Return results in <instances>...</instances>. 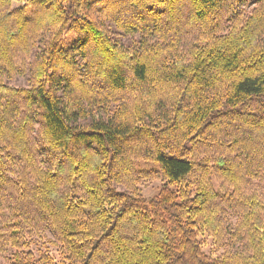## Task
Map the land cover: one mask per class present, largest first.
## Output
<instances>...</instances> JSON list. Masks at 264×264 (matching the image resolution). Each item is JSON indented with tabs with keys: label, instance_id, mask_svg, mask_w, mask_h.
Instances as JSON below:
<instances>
[{
	"label": "trees",
	"instance_id": "1",
	"mask_svg": "<svg viewBox=\"0 0 264 264\" xmlns=\"http://www.w3.org/2000/svg\"><path fill=\"white\" fill-rule=\"evenodd\" d=\"M16 1L0 0L8 264H264V0L229 24L236 0ZM137 159L164 182L152 196ZM43 227L59 260L30 249Z\"/></svg>",
	"mask_w": 264,
	"mask_h": 264
},
{
	"label": "rangeland",
	"instance_id": "2",
	"mask_svg": "<svg viewBox=\"0 0 264 264\" xmlns=\"http://www.w3.org/2000/svg\"><path fill=\"white\" fill-rule=\"evenodd\" d=\"M20 0H17L15 5H19ZM254 6L252 0H236L234 5L229 8L228 12H224L222 16H225L224 22L225 24H229L230 21L233 19V16L237 15L241 11H250L251 8ZM182 16V15H181ZM184 18V16H182ZM185 19V18H184ZM184 19H182L184 21ZM181 29L186 27L185 22H181ZM132 36L137 37V33L131 34L128 36L122 37L124 42L130 41ZM36 51V49H35ZM33 58L29 57L25 59L26 64H30ZM7 83L11 86L15 87H25L28 86L31 82L30 72L27 66L26 70L21 71L19 74L11 75L8 78ZM36 129V127H35ZM34 129V130H35ZM134 169L138 171L139 176L137 175V182L135 184L136 189L142 195L149 197L156 194L159 189L161 188L162 184L164 183L160 178L152 176L153 171L156 170L157 166L145 160L137 159L134 162ZM15 172L18 171V164L13 169ZM14 177L15 175L11 173ZM16 177V176H15ZM212 183L216 190L218 189L219 181L216 180L215 176L211 178ZM117 188L120 190H127L126 187L122 185H117ZM224 218L229 222V225H232L236 222L235 214L230 210L226 209L224 213ZM34 223H30V227H32ZM40 227L42 225H39ZM230 227V228H231ZM32 236L31 239L27 237L26 239H30L29 246L30 249L35 253L36 257L42 256L43 254H48L50 257L54 258L55 260L60 259L59 247L55 237L51 234L47 227H43L41 229L32 228ZM228 236V235H227ZM227 236L225 238H227ZM200 240L202 241V250L207 254H212L213 256H218L226 249L225 245H217L213 242L211 237L206 235L200 236ZM10 253L9 252H1L0 253V264H8V258Z\"/></svg>",
	"mask_w": 264,
	"mask_h": 264
}]
</instances>
